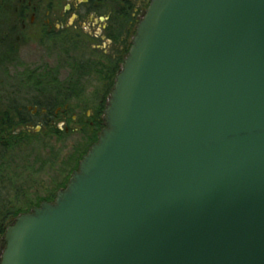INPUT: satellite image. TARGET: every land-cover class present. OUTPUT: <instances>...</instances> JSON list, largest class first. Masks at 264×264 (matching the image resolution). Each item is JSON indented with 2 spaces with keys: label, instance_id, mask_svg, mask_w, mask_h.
Here are the masks:
<instances>
[{
  "label": "water",
  "instance_id": "1",
  "mask_svg": "<svg viewBox=\"0 0 264 264\" xmlns=\"http://www.w3.org/2000/svg\"><path fill=\"white\" fill-rule=\"evenodd\" d=\"M104 122L0 264H264V0H148Z\"/></svg>",
  "mask_w": 264,
  "mask_h": 264
},
{
  "label": "rangeland",
  "instance_id": "2",
  "mask_svg": "<svg viewBox=\"0 0 264 264\" xmlns=\"http://www.w3.org/2000/svg\"><path fill=\"white\" fill-rule=\"evenodd\" d=\"M28 1L37 7V13L33 24H29L30 12H27L25 27L23 29L20 27L18 33L15 34L18 37V41H15L17 46L15 60L12 64L5 63L2 65L3 67L1 66L0 118L1 115L5 116L3 114L10 115L15 124H18L15 111L27 112V107H31L30 110H33V107L38 103L43 104L47 100H60L62 104L58 106L59 109L58 107L54 109L53 115L47 123L51 129H58L66 137L64 139L61 137V141L54 135H48L47 128L35 124L29 128V131L22 125H16L11 130H7L12 135L20 134L23 131L31 138L36 136L39 138L37 140L30 138V140L22 142L18 149L6 150L7 157L0 154V165L3 161L6 162L4 171L7 174L0 181V199L7 202L13 200L14 203L15 194H17L15 189H17L22 195L19 205L24 203L27 194L29 197L35 195L46 197L51 202L56 193L63 188L64 182L74 171H72L73 160L84 147H88L92 143L98 131L96 126L90 127V123L94 121L99 103L105 98L104 93L106 94L108 91H99L98 86L102 84L101 81L102 85L108 87V82L106 83L105 80L107 76L103 72L99 76L100 82H96L95 78L88 77V75L99 68L98 63L107 60V63L111 64L112 62L115 65L114 72L116 74L119 70L118 64L127 55L126 47H129L128 41H113L110 44H106V41H99L95 36L101 35V25L90 26L88 23L81 25L74 19H71L73 28H70L66 33L59 32L57 27L53 26L48 34L49 27L45 25V22L51 18L52 12H62L66 6H69L67 0ZM134 2H138V0H134ZM17 3L18 0H9L8 3L6 0H0L1 7L6 4L16 6ZM47 12L50 15H47ZM128 17L127 20L125 19L126 21L131 20V14ZM66 36L74 39L71 41L80 40L82 44L77 46L78 48L72 49L71 45L60 43V41L64 42ZM69 58L78 62L81 59L84 60L93 70L87 71L86 75L79 78L72 70V72L70 71ZM5 67L6 73H4ZM27 71H36L38 74L45 75L43 81L51 83V85L42 84L37 90L31 84L28 87L33 89H26L21 86L20 75ZM71 84H74V87L70 91H66L67 86ZM66 129L67 132H65ZM2 150L0 148L1 152H3ZM1 156H5V160H2ZM23 163H25V167H28V172H25L23 178L22 176L14 178L15 176L11 174L14 172L20 174L23 171L21 168ZM3 181L6 183H2ZM53 188L55 190L52 191Z\"/></svg>",
  "mask_w": 264,
  "mask_h": 264
},
{
  "label": "flooded vegetation",
  "instance_id": "3",
  "mask_svg": "<svg viewBox=\"0 0 264 264\" xmlns=\"http://www.w3.org/2000/svg\"><path fill=\"white\" fill-rule=\"evenodd\" d=\"M67 2L69 4V6H66L62 12H59V13L52 12L53 14L50 16L51 18H49L45 22L46 23L45 25H47L49 27L48 28L49 31H47L48 34L50 33V29H52L53 26L57 27V30L59 32H65L66 33L70 28L71 29L73 28L71 26L72 25L71 19H74L78 24H81V25H84L85 23H88L90 26L96 25V24L101 25V27H100L101 28L100 29L101 35L99 36V34H98V36H95V38L96 39L98 38L99 41H106V44H110L113 41H120V42L128 41V44L130 45V41H131V39L135 33V28H136V26H137V24H138V22L142 16L143 12L146 10V8L148 6V0H138V2H134V0H83V1L75 0L73 2H72V0H67ZM17 4H18L17 5L18 8L26 7V9H27V10L21 9V11L24 10L26 12V13L21 14V18H20V20H21L20 21V27H21V29H23L25 27L24 22H25V19L27 17V12H30L29 24H33L34 18H35L36 13H37V7L34 6L28 0H18ZM15 11L16 12L18 11L17 8L15 9ZM46 14L50 15L49 12H47ZM130 14H131V17H130L131 20L126 21L129 18L128 15H130ZM130 28H131V31H130ZM70 35H72V34H70ZM68 37L66 36V38L64 39V42L60 41V43H65L68 46L71 45L72 49H75V47L78 48L77 46L82 44V42L80 40L71 41L74 39H72L70 36H68ZM47 42H49V41H47ZM128 49H129V47H128ZM123 60L121 61V63L118 64L119 65L118 69L121 68ZM107 61H101L100 63H98L99 68H97V69L102 70V72L105 76L107 75L106 73H107V68H108V64H109V63H107ZM73 73H75V76H77V77H82V74H84V75L87 74L86 72L83 73V72H79V71H73ZM116 75H117V73H116ZM116 75H115V77H116ZM99 76L100 75L97 74V72H91L88 75V77L95 78L96 82L97 81L100 82ZM114 81L112 83V86L108 89V93L111 92L113 85H114ZM100 83L103 84L102 81ZM102 84L98 86L99 91L106 92L108 87H106V85L104 86ZM73 87L71 85L67 86L68 89H71ZM27 88L33 89V88H29L28 86H26V89ZM107 97L108 96H106L104 99H102V101L99 103L98 111L94 116V121L90 123V127L96 126V128H98V131L95 135V141H93L89 145L87 151L97 141V138H98L100 132L102 131V129L105 128L104 109H105L106 104H107ZM30 109H31V107H27V110H26L27 112H29V115H30L29 119L30 120L35 119L36 125L42 126L45 123V121L47 120V111L45 109V103L39 104V105L33 107V110H30ZM58 109H59V107H58ZM27 118L28 117L26 116L23 119H27ZM23 123H25L24 128L27 131H29V128L33 126V124H31V123H27L26 120L23 121ZM65 132H67V129L65 130ZM87 151H86V153H87ZM69 178H68V180H69ZM66 184H65V186H66ZM54 198H53V200H54ZM53 200L51 202H53ZM30 211H28V212H30ZM16 217H12L11 215H9L8 218L4 221V223L0 222V256H1V249L3 248V245H4L3 238L5 235L6 229L12 225V223Z\"/></svg>",
  "mask_w": 264,
  "mask_h": 264
},
{
  "label": "trees",
  "instance_id": "4",
  "mask_svg": "<svg viewBox=\"0 0 264 264\" xmlns=\"http://www.w3.org/2000/svg\"><path fill=\"white\" fill-rule=\"evenodd\" d=\"M11 1V0H10ZM9 0H6V3H8ZM18 4H16V6H10V5H5L4 7L0 6V69L2 65H5V63H10L12 64L15 60V56L17 55V46L15 41H18L16 37L17 35H15L16 33H18V30L20 28V18H21V14L26 13L24 10L21 11V9H26V7L24 8H18L17 7ZM13 7V8H12ZM17 8V12L15 11V9ZM13 37H15V39H13ZM118 42V41H116ZM128 51V47H126L125 53H127ZM67 56V55H66ZM104 59L106 57H103ZM72 60V61H71ZM69 64H70V70L72 71H79V72H87V71H91L93 70L92 67L89 66V64L84 61V60H80L79 62L76 61L75 59H71L69 58ZM114 64H108V68H107V78L105 79L106 82H108V88L107 90L112 86L113 81L115 80V72H114ZM3 67V66H2ZM117 68V67H116ZM94 72V71H92ZM95 72H97V74L101 75L102 70L100 69H96ZM114 72V73H113ZM4 73H6V67H5V71ZM84 74H82L83 76ZM80 78V77H79ZM45 80V75H41L36 73V71H27L26 73H22L20 75V82H21V86L26 87L32 84V86H34L37 90L39 89V86L42 84H48L51 85V83H48ZM62 85V84H61ZM63 86V85H62ZM71 86L73 87L74 84H71ZM71 89L66 88V91H70ZM40 92V91H38ZM108 91L105 95L108 96ZM47 102V103H46ZM45 102V109L47 111V120L45 121V123L42 125L43 127L47 128L48 130V135H54L57 138L64 139L66 136L63 132H60L58 129H51L50 126H48V120L49 118L53 115V111L56 107H58L59 105L62 104V102L60 100L56 101V100H47ZM39 105V103H38ZM15 116H17V121L18 124H15V122L13 121V118H11L10 115H6L3 114L5 116L1 115L0 118V148H2L3 152H1L0 154L2 155H6V150H10V149H18L19 144H21L24 141H28L30 140V135H28L27 133L25 134L23 131H21L20 134H11L8 133L7 130H11L13 127H15L16 125H22V127L25 126V123H23V121H27V123H31V124H35L36 125V120H30L29 117V112H18L15 111ZM14 116V117H15ZM28 117L27 119H23V117ZM2 136H6V137H2ZM31 139H39L38 136L36 137H32ZM61 139V141H62ZM93 141H95V136L93 138ZM92 141V142H93ZM89 147V146H88ZM88 147H84L81 152H79L76 156V158L73 160V170L77 169L78 166V162L81 160L82 156L85 155ZM85 150V151H84ZM84 151V152H83ZM82 153V154H81ZM81 154V155H80ZM80 155V156H79ZM3 157L2 160H5V156H1ZM7 157V155H6ZM25 162V161H23ZM4 163H6L5 161H3L0 165V181L3 180L5 178V176L7 174H5L4 171ZM34 167V166H31ZM23 169V171L19 174V173H12V176H15L14 178H16V176H23L25 175V172H28V167H25V163H23V166L21 167ZM30 170V169H29ZM72 174V173H71ZM70 174V176H71ZM69 176V177H70ZM68 179H66V181L64 182L63 188L65 187V184L67 183ZM2 183H6L5 181H3ZM62 188V189H63ZM15 193L17 192V194H15V199H14V203L13 200H10L9 202H7L6 200L0 199V222L4 223V221L8 218L9 215H11L12 217H16L18 215L21 214H26L28 213V211H30L31 209L38 207L42 202H50L49 198L46 197H40L38 195H35L34 197H29V194L26 195L24 203L22 202V205H19L20 203V198L22 197V195H20L21 193L17 191V189H15ZM55 190V188L52 189V191ZM53 200V198L51 199V201Z\"/></svg>",
  "mask_w": 264,
  "mask_h": 264
}]
</instances>
